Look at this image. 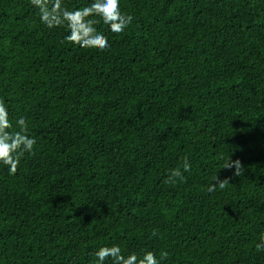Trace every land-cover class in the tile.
<instances>
[{
  "label": "trees",
  "instance_id": "16d2710c",
  "mask_svg": "<svg viewBox=\"0 0 264 264\" xmlns=\"http://www.w3.org/2000/svg\"><path fill=\"white\" fill-rule=\"evenodd\" d=\"M120 5L134 20L115 34L95 17L100 51L29 0H0V98L36 139L15 175L0 164V264H95L112 245L264 264V0ZM184 157L186 179L166 183ZM216 176L229 184L208 193Z\"/></svg>",
  "mask_w": 264,
  "mask_h": 264
},
{
  "label": "clouds",
  "instance_id": "9594fccd",
  "mask_svg": "<svg viewBox=\"0 0 264 264\" xmlns=\"http://www.w3.org/2000/svg\"><path fill=\"white\" fill-rule=\"evenodd\" d=\"M39 13L41 23L48 28L67 26L69 34L64 39L81 48L97 49L100 51L110 47L108 37L97 31L96 24L100 21L94 19L99 17L103 24L109 27L112 33L124 32L133 22L131 14L121 10L120 0H92L85 7L69 10L64 6L63 0H29ZM36 139L30 135L28 122L20 117L15 122V128L9 117L8 107L5 100L0 98V164L8 168L9 175H15L20 160L25 153H33ZM181 167L183 171L181 170ZM181 167L170 170L166 183L176 184L186 179L184 172L191 171V162L187 157L183 158ZM235 167L233 175L240 177L244 173V166L239 159L232 161L231 156L225 162L223 169ZM215 183L207 186V192L212 193L224 189L229 184V178L220 180L214 177ZM155 236L156 233L154 232ZM256 248L264 250V236ZM95 264H105L111 259L112 264H160L161 259H166L167 252H161L160 258L152 251H145L142 255L130 253L125 256L119 245L100 247L95 253Z\"/></svg>",
  "mask_w": 264,
  "mask_h": 264
}]
</instances>
